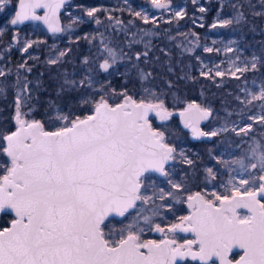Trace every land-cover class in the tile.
Listing matches in <instances>:
<instances>
[{
  "label": "snow or ice",
  "instance_id": "1",
  "mask_svg": "<svg viewBox=\"0 0 264 264\" xmlns=\"http://www.w3.org/2000/svg\"><path fill=\"white\" fill-rule=\"evenodd\" d=\"M6 3L7 0H0V11ZM64 3L65 0H19L10 23L15 26L26 20H43L49 31L60 32L62 29L50 21L49 13L54 16ZM152 3L159 9L168 7L162 0H152ZM260 5L264 8V0H260ZM244 6L242 2L238 5L241 9ZM37 9H45V16L37 15ZM96 11V8L88 10L87 16L92 17ZM135 15L140 17L141 13ZM175 15L182 18L179 11ZM255 15H264V12ZM243 16L241 11L236 22ZM143 19L148 22L146 15ZM76 22L74 19L73 23ZM96 23L101 22L97 19ZM120 23L116 21L117 25ZM232 23L233 19L219 21L221 27ZM101 43L104 44L103 39ZM29 47L31 43L23 51L27 52ZM204 50L213 51L208 47ZM103 52L107 56L99 69L108 72L116 63L117 55L107 44ZM66 55L67 52L61 51L59 57L48 63L57 64ZM136 58H140L139 53ZM257 61L258 58L253 57L242 67L235 66L231 75L241 79L243 73L257 70ZM83 63L89 64L87 57ZM209 72L201 75L208 76ZM215 75L225 73L217 67ZM2 76L5 73L0 70ZM91 83L87 74L79 82L65 80L70 88L91 86ZM24 88L27 89L26 82ZM241 91L245 92V97L236 99L242 113L248 110L250 122L235 126L232 131L237 136L243 134L252 143L245 155L230 163L224 162L228 167H239L238 185L229 180L231 196L213 193L219 205L204 199L200 193L187 197L193 213L168 228L170 233L192 232L195 239L184 244L167 238L159 242L141 240L145 226L164 233V228L154 223V219L160 215L162 207H170L167 198H176L172 191L163 188L147 195L144 184L150 172L167 177L166 165L175 158L174 149L164 143V133L154 130L148 121L150 112H155L162 120L171 115L163 101L137 102L122 93L124 102L113 106L100 96L90 115L71 120L63 117L66 123L62 127L45 131L41 122L21 118L18 97L17 130L0 137L5 142L2 152L11 165L6 174L0 176V213L15 214L11 226L0 230V264H177L185 257L201 264H264V144L251 135L254 125L264 132V85L258 93L248 88ZM254 102H259V114L253 112L257 107ZM193 111L197 120L209 115L208 109L195 103L189 104L180 115L183 117ZM186 126H189L187 122ZM192 130L197 136H216L218 131L228 129L202 132L193 126ZM185 162L193 163L190 159ZM169 183L173 189H181L180 184L170 180ZM240 186H244L243 189ZM156 200L165 203L156 205ZM149 204L153 206L143 207ZM238 208L247 209L250 215L238 216ZM130 216L132 219L116 233L118 238H113L114 230L105 232L112 217L119 218L118 222L123 224ZM233 248L243 250V255L235 261L229 255Z\"/></svg>",
  "mask_w": 264,
  "mask_h": 264
},
{
  "label": "rangeland",
  "instance_id": "2",
  "mask_svg": "<svg viewBox=\"0 0 264 264\" xmlns=\"http://www.w3.org/2000/svg\"><path fill=\"white\" fill-rule=\"evenodd\" d=\"M84 1L85 4L79 5L74 1L69 3L63 21L65 25L63 34L50 33L41 22L30 23L22 28L12 27L10 24L12 12H7L6 5H3L0 11V70L5 76L0 77V103L6 97L8 90H11L12 97L8 105L13 109L11 122L14 123L15 130L18 127L15 118L19 97L21 118L28 122L33 120L41 122L46 131H54L62 127L66 123L63 117L71 120L76 117L83 119L90 115L94 102L99 100L100 96H104L111 105L124 101L122 93H126L138 102L163 101L164 108L172 112V115L181 109H186L192 103L210 109L211 121L216 125L207 129L203 127L202 132L217 131L225 127L228 130L218 131L216 136H212L207 163L201 168L200 186L189 184L190 180L186 174V167L189 164L185 160H192L196 151L182 140L178 132L180 129L173 122L158 124L157 116L149 117L152 128L164 133V141L174 149L175 158L166 167L167 177L155 172L146 174L149 177L144 181L146 194L158 193L163 188L172 191L176 198H167L166 203L170 207H162L160 215L154 219V223H159L164 228V233L151 235V229L145 226L141 240L158 242L169 238L175 239L177 244H184L187 238L195 239V236L192 234L184 236L178 231L168 232L172 224L181 223L182 218L188 216L190 212L185 210V207L181 208V200L183 202L185 198L186 201L188 196L200 191L204 193L206 200L219 204L220 201L215 199L213 193L231 196L233 192L229 180L238 185L241 176L239 167L237 165L228 167L224 162L230 163L245 155L252 143L243 134L237 136L232 128L250 122L247 120L248 110L245 109L242 113L240 111L242 106L236 99L237 96L242 99L245 97V92L241 89L248 88L258 93L260 86L264 85V15H255L256 12H264V8L261 7L260 0H195V2L194 0H162L168 4L166 9L155 7L152 0ZM241 2L245 5L242 9L238 7ZM93 8L98 11L92 17L87 16V11ZM201 8L204 9L203 12L200 11ZM177 11L182 13V18L175 15ZM241 11L244 16L237 23L236 17ZM136 12H140L141 16L137 17ZM145 15L148 17L147 23L143 19ZM109 17L113 19L110 20ZM74 19L76 23H73ZM97 19L100 20V24L96 23ZM224 19H233V23L221 27L219 21ZM117 20L121 21L119 25L116 24ZM150 26L154 28L151 32L147 30ZM85 36L88 39H85ZM101 39L104 40V44L101 43ZM77 41H83L87 45L86 49H81L82 53H79L81 50L74 52V43ZM152 42L156 45L154 49L156 52L153 54L160 58L159 68L170 77L167 86L158 87L154 81L148 80L146 71L139 68L137 61L133 62L137 53L145 63L151 61L153 55L152 52L149 54V51L152 49L150 47ZM29 43L31 47L27 52L23 51ZM105 44L117 55L116 63L108 72L99 69V64L107 56V53L103 52ZM206 47L212 48L213 51L206 52L204 50ZM229 48L232 51H228ZM61 51L67 52V55L60 58L57 64H49L48 61L59 57ZM144 53L147 55L145 56ZM85 57L89 60L88 65L83 63ZM253 57L258 58L257 70L243 73L239 80L231 75V71H235V66L242 67L244 62H250ZM71 63L74 66H71ZM21 64L24 65L23 68L20 67ZM40 65L46 67L49 73L56 77L57 82L56 95L48 100V119L43 121L36 117L37 107L27 108L28 88H24L25 82L18 76L22 73L21 69L29 71L28 69ZM217 67L225 73L224 76L215 75ZM202 72H209V75H201ZM86 74L91 77V86L70 88L65 85L66 79L79 82ZM237 75L241 74L237 73ZM132 76L138 78L137 87L134 89L129 88ZM189 80L201 83V89L196 97L189 96L181 89L183 84L188 85ZM207 89L220 91L216 95L217 103L207 104L208 97L204 92ZM66 93H74L75 98L72 99V103H81V106L87 108V112L77 114L78 112L70 107L61 106L62 95ZM85 100L90 103H84ZM254 103L257 107L253 112L259 114V102ZM230 121H233L232 124H229ZM1 126L6 127L5 124L0 123V128ZM251 135L264 144V132L258 131L257 126L254 125ZM0 142H2L0 154L4 159L0 162V176H3L7 167L11 165L9 158L2 152L5 142L3 140ZM208 169H212V172L209 173ZM244 175L246 176L247 173ZM169 180L180 184L181 189H173ZM240 187L243 189L244 186ZM155 203L162 205L165 202L156 200ZM152 206L149 204L143 207ZM246 215L250 213L238 212V216ZM131 219L130 216L121 224L118 222L119 218H111L105 232L114 230L113 238L116 239L118 238L116 233Z\"/></svg>",
  "mask_w": 264,
  "mask_h": 264
},
{
  "label": "trees",
  "instance_id": "3",
  "mask_svg": "<svg viewBox=\"0 0 264 264\" xmlns=\"http://www.w3.org/2000/svg\"><path fill=\"white\" fill-rule=\"evenodd\" d=\"M154 28L152 26H150L147 30L149 32H151ZM87 45L85 42L83 41H77L74 43V52L77 50H83L86 49ZM150 47L152 48L151 51H149V54L152 52V58L151 61L149 62H144L142 58L136 59V57H134V61H137V64L140 65L139 68H143L146 71V77L148 78V80L150 81H154L155 84L159 87V86H167L170 82V77H168L167 75H165V73L161 70V68H159L158 63H160V58L156 57L155 54H153V52L155 53L156 51H154V49L156 48V45L154 42L151 43ZM141 49H143L140 46ZM81 52L79 53H82ZM129 53V52H128ZM127 57H129L127 55ZM79 59V58H78ZM78 61V60H77ZM166 61V60H165ZM100 63V62H99ZM167 64V62H165V65ZM71 66H74L73 63H71ZM21 75L19 74L18 76H20L21 80L27 83V88H28V107H37L35 110L36 112V117L45 120H47L48 118V100L51 98L53 99V97H55V87H56V77L52 74L49 73V71L47 70L46 67H43L42 65H40L39 67H34L32 68L30 71H26L21 69L20 70ZM131 83L129 85V88L134 89L135 87H137V83H138V78L136 77H131ZM13 80V79H12ZM200 87V88H199ZM181 89L188 94L189 96H198L199 90L201 89V83L200 81H188V85L185 86V84H183L181 86ZM205 94L207 95V100L206 102H208L207 104H211V103H217L218 99L216 97V95L218 93H220V91L216 90V89H212V90H205L204 91ZM12 91L8 90L6 97L4 98V100H2V102L0 103V123L5 124L6 127H2L0 128V135L1 137L4 135H8V133L12 132L13 130H15V126L14 123L11 122V116L13 113V109L11 107H9L8 105V101L11 99L12 97ZM74 93H66L64 95H62V100L60 103L61 106L64 107H70L71 109H73L74 111L78 112L77 114H83L84 112H87V108H85L84 106H81V103H72V99H74ZM76 100V99H75ZM85 108V109H84ZM178 129H180L179 127H177ZM177 129V130H178ZM180 134V137L182 138H187V140H189L188 134L184 131H178ZM2 140V139H0ZM2 142H0L1 145ZM211 141L209 140H204V141H195L192 142V148L193 150L196 151V153L193 155V159H192V164L188 165L186 167V174L187 177L190 180V185H197L200 186L201 182H200V178H201V173L202 170L201 168L203 167L204 164L207 163L208 157H209V153H208V149L210 146ZM3 159V155L0 154V162H2ZM188 180V181H189ZM15 218V216L8 212H3L0 214V227L4 228L6 226H8L10 224V222ZM114 218V217H113ZM239 253H233V258H236L238 256ZM182 264H201L200 261H193L192 259L187 260L185 263Z\"/></svg>",
  "mask_w": 264,
  "mask_h": 264
},
{
  "label": "flooded vegetation",
  "instance_id": "4",
  "mask_svg": "<svg viewBox=\"0 0 264 264\" xmlns=\"http://www.w3.org/2000/svg\"><path fill=\"white\" fill-rule=\"evenodd\" d=\"M75 2L76 4H85V1L84 0H70L69 2H67L65 5H64V10L60 13V19H61V21H62V31L60 32V33H58V34H63L64 32H65V25H64V23H63V21H64V17H65V12L67 11V7H68V5H69V3H71V2ZM7 2L8 3H6L5 5V9L7 10V12L8 11H10V12H12V16H11V19L13 18V16L15 15V12H16V10H17V5H18V2H19V0H7ZM43 10H40V11H38V14L39 15H42L43 14ZM37 22H40V21H37ZM32 23H36V22H32ZM42 23V22H41ZM11 24V23H10ZM30 24V23H29ZM25 25H27V24H25ZM25 25H23V26H25ZM12 26V25H11ZM22 26V27H23ZM13 27V26H12ZM22 27H19V28H22ZM46 27V26H45ZM16 28H18V27H16ZM57 34V33H56ZM98 62V61H97ZM208 106V105H207ZM200 108H202V109H206V108H204V105L203 106H199ZM208 109V108H207ZM209 110V115L206 117V118H204V119H199V120H197V122H196V120H191V119H188V117L185 115V116H181L180 115V113L181 112H185V109H181V110H179L176 114H174V115H172V112H168V113H171V115L170 116H167L165 119H161L159 116H157L156 114H153V115H151V116H157L158 117V120L159 121H157V123L158 124H160V123H166V122H173V123H175V125H176V127H179L180 128V131H184V132H186L187 134H188V137H189V140H187V138H182V140L183 141H185L186 142V144H190L191 146H192V142H195V141H204V140H209V141H212V139H213V137L212 136H196V134H194V132H193V130H192V127L195 125V123H198V129L200 130V131H202V129H203V127L205 128V129H207V128H209L210 126H213V125H216V124H213V122L211 121V114H212V112H211V110L210 109H208ZM150 116V117H151ZM186 117V118H185ZM162 121V122H161ZM186 122L188 123V125L189 126H186ZM232 122L233 121H230V123L229 124H232ZM151 124V123H150ZM14 131V130H13ZM12 131V132H13ZM11 133V132H10ZM170 145V144H169ZM158 174V173H157ZM158 175H160V174H158ZM197 192H199V193H201V195L204 197V193L203 192H200V191H197ZM196 193V192H195ZM193 195V194H192ZM192 195H190V196H192ZM184 199L185 198H183V202H182V200H181V204H180V201H179V203L178 204H180L181 205V208L183 209L184 207V209L185 210H187L188 212L190 211V209H189V206H188V199H186V201H184ZM180 208V207H179ZM238 212H248V210H246V209H239L238 210ZM178 232H180V233H182L184 236H187V235H190V233H185V232H181V231H179L178 230ZM153 233H157L156 231H153V230H151V235L153 234ZM150 235V234H149ZM187 240H192V239H190V238H187Z\"/></svg>",
  "mask_w": 264,
  "mask_h": 264
},
{
  "label": "water",
  "instance_id": "5",
  "mask_svg": "<svg viewBox=\"0 0 264 264\" xmlns=\"http://www.w3.org/2000/svg\"><path fill=\"white\" fill-rule=\"evenodd\" d=\"M70 0H65V3L60 7V9L56 12V14L54 15V16H52L50 13H49V19H50V21L54 24V25H56L57 27H59V28H61L62 29V21H61V19H60V13L64 10V5L67 3V2H69ZM18 4H19V2H18ZM17 10H18V5H17ZM16 10V11H17ZM40 10H43L44 12H43V14L42 15H39L38 14V11H40ZM45 13H46V10L45 9H37L36 10V14L37 15H39V16H41V17H43V16H45ZM15 16V15H14ZM14 16H13V18H14ZM37 21H40V22H42L45 26H46V28L48 29V25L47 24H45L44 23V21L43 20H26V21H24L22 24H17V25H12L13 27H22L23 25H25V24H29V23H32V22H37ZM48 31H49V29H48ZM50 33H53V32H51V31H49ZM61 32V31H60ZM60 32H56L57 34L58 33H60ZM124 101H122V102H119V103H116V104H114L113 106H115V105H117V104H121V103H123ZM138 102V101H137ZM153 114H156L155 112H150L149 113V115H148V121H149V117L151 116V115H153ZM185 115L188 117V119H191V120H196V122H197V118H196V113H195V111H193L192 113H185ZM186 118V117H185ZM149 123H150V121H149ZM196 128H198V123H195V125H194ZM193 128V127H192ZM17 130V129H16ZM16 130H14V131H16ZM13 131V132H14ZM46 131V130H45ZM54 131H56V130H54ZM12 133V132H11ZM10 133V134H11ZM197 136V135H196ZM164 143H166L169 147H172L171 145H169L167 142H165L164 141ZM172 162V160H169V162L167 163V165H169L170 163ZM167 165H166V167H167ZM159 174V173H158ZM196 193H199V192H196ZM196 193H194L192 196H195V194ZM200 195H201V193H200ZM202 196V195H201ZM203 197V196H202ZM205 199V198H204ZM216 205H219V204H216ZM188 206H189V202H188ZM189 209H190V212H189V214H188V216L189 215H191L192 213H193V208H191V207H189ZM239 209H245V208H238L237 210H236V212H237V215H238V210ZM247 210V209H246ZM10 212V211H9ZM10 213H12L14 216H15V214L13 213V212H10ZM1 214V213H0ZM113 218V217H112ZM114 218H117V217H114ZM15 219V218H14ZM11 226V222H10V224L8 225V226H6V227H4V228H7V227H10ZM185 226H187V225H185ZM4 228H0V230H2V229H4ZM157 233H160V232H157ZM185 233H190V234H192V235H194L192 232H185ZM167 239H169V238H167ZM163 240V239H162ZM161 241V240H160ZM159 242V241H158ZM195 248L196 247H194L193 246V250H195ZM143 251V250H142ZM239 253L238 254V256L236 257V258H233V253ZM230 255V258L233 260V261H235V260H238L239 258H240V256L241 255H243V250L242 249H239V248H233V250H232V252L229 254ZM189 259H191V257H185V259L184 260H178L177 261V264H182V263H185L187 260H189ZM217 264H218V262H217Z\"/></svg>",
  "mask_w": 264,
  "mask_h": 264
}]
</instances>
